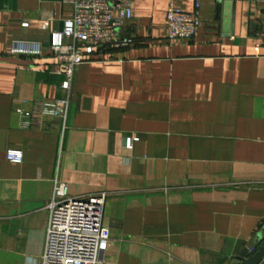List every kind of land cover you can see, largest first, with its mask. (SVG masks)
Wrapping results in <instances>:
<instances>
[{
  "label": "crops",
  "instance_id": "0c3cea01",
  "mask_svg": "<svg viewBox=\"0 0 264 264\" xmlns=\"http://www.w3.org/2000/svg\"><path fill=\"white\" fill-rule=\"evenodd\" d=\"M167 11L135 0L132 44L97 46L65 91L50 35L73 6L0 0V264H42L56 181L107 193L98 264H233L261 244L264 0H202L188 41L168 39ZM21 41L42 55H12ZM65 98L66 125L49 112Z\"/></svg>",
  "mask_w": 264,
  "mask_h": 264
},
{
  "label": "built area",
  "instance_id": "2783aa9c",
  "mask_svg": "<svg viewBox=\"0 0 264 264\" xmlns=\"http://www.w3.org/2000/svg\"><path fill=\"white\" fill-rule=\"evenodd\" d=\"M167 32L170 41L191 40L199 31L202 0H195L194 10L178 6L179 0H167ZM73 6L72 18L63 21V29L50 35L52 55L57 60L55 72L64 77L62 89L70 91L74 74L87 62L97 46L128 47L133 40L120 38L118 29L134 16L135 0H65ZM71 39L72 42H68ZM12 55L41 56L38 42H15ZM70 100L58 99L50 114L66 125ZM48 112V111H47ZM137 137H127L126 147H134ZM10 163H22V151L7 152ZM107 193L72 196L67 183L56 181L48 205L49 223L42 264H98L108 248L111 231L103 219ZM252 251H255L254 249Z\"/></svg>",
  "mask_w": 264,
  "mask_h": 264
},
{
  "label": "water",
  "instance_id": "95a60500",
  "mask_svg": "<svg viewBox=\"0 0 264 264\" xmlns=\"http://www.w3.org/2000/svg\"><path fill=\"white\" fill-rule=\"evenodd\" d=\"M235 4V2H234ZM264 258V239L259 247L252 251L249 248H245L237 257L236 263L233 264H259Z\"/></svg>",
  "mask_w": 264,
  "mask_h": 264
},
{
  "label": "trees",
  "instance_id": "16d2710c",
  "mask_svg": "<svg viewBox=\"0 0 264 264\" xmlns=\"http://www.w3.org/2000/svg\"><path fill=\"white\" fill-rule=\"evenodd\" d=\"M255 249H256V247H255Z\"/></svg>",
  "mask_w": 264,
  "mask_h": 264
}]
</instances>
